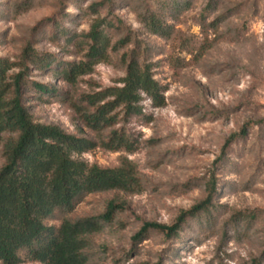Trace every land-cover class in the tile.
<instances>
[{
    "label": "rangeland",
    "instance_id": "obj_1",
    "mask_svg": "<svg viewBox=\"0 0 264 264\" xmlns=\"http://www.w3.org/2000/svg\"><path fill=\"white\" fill-rule=\"evenodd\" d=\"M148 9L171 27L169 37L140 23ZM97 16L112 24L109 46L88 61L86 34ZM27 47L49 63L29 66L28 81L43 90H22L36 123L98 144L111 130L136 142L132 154L97 147L80 157L103 169L126 157L142 186L90 194L67 215L96 218L115 207L90 237L89 264H249L264 252V0H0V59L19 64ZM145 50L161 100L140 95L141 115L100 139L85 124L94 111L85 98L121 87L127 55ZM70 64L83 68L72 85L57 74ZM209 190L207 212L187 218L177 236L149 231L134 241L147 224L173 225Z\"/></svg>",
    "mask_w": 264,
    "mask_h": 264
},
{
    "label": "trees",
    "instance_id": "obj_2",
    "mask_svg": "<svg viewBox=\"0 0 264 264\" xmlns=\"http://www.w3.org/2000/svg\"><path fill=\"white\" fill-rule=\"evenodd\" d=\"M98 7L100 4H95L93 10L98 11ZM140 23L152 35L163 38L171 35V27L153 10H146L140 16ZM111 27L112 24L100 16L91 22L86 34L90 42L88 61L107 55L109 39L105 32ZM124 41H120L121 45ZM145 55L146 50L142 53L132 51L127 55L121 87L108 89L100 98H85L94 108L93 112L84 114L85 124L100 139L103 132L116 126L118 121L141 115L140 95L153 102L161 100L160 86L153 79ZM38 56L27 47L19 64L0 59V146L3 159L0 167V264H89L90 237L97 234L102 225L112 221L115 207H109L96 218L70 220L67 215L90 194L109 191L137 193L142 186L136 166L126 157H121L118 166L111 169L90 165L80 157L97 147L132 154L136 142L125 132L111 130L98 144L69 135L58 126L36 123L23 105L22 90L29 87L43 90L27 78L29 66L39 70L49 66ZM124 57L126 59V55ZM15 68L20 71L9 74ZM82 71L80 65L70 64L57 74L72 85ZM213 193L209 190L206 200L180 215L171 226L145 225L134 241L145 239L149 231L167 237L177 236L187 218L207 212ZM56 214L61 216L59 225H46ZM257 218L255 213L249 222ZM249 264H264V252L251 259Z\"/></svg>",
    "mask_w": 264,
    "mask_h": 264
}]
</instances>
